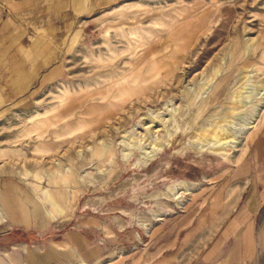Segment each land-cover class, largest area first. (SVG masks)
Wrapping results in <instances>:
<instances>
[{
	"label": "rangeland",
	"instance_id": "1",
	"mask_svg": "<svg viewBox=\"0 0 264 264\" xmlns=\"http://www.w3.org/2000/svg\"><path fill=\"white\" fill-rule=\"evenodd\" d=\"M221 125L234 145L202 148ZM259 135L264 0H0V264H135L159 220L226 214L187 264L264 182Z\"/></svg>",
	"mask_w": 264,
	"mask_h": 264
},
{
	"label": "crops",
	"instance_id": "2",
	"mask_svg": "<svg viewBox=\"0 0 264 264\" xmlns=\"http://www.w3.org/2000/svg\"><path fill=\"white\" fill-rule=\"evenodd\" d=\"M251 147L253 151V160L248 163V166L256 167L260 165V169L262 170L260 177L262 178L264 177V135H259L254 138ZM7 199L9 198L3 195L2 206L4 210L7 211V213L13 211L18 213L17 219L13 217V214L9 215L12 222L27 224L26 209L22 205H17L16 203L10 204ZM37 199L42 202L38 194ZM11 201L12 200H10V202ZM263 203L264 182L262 181L260 188H255L253 192H244V200L241 205H232L231 209H236V213L229 221L228 229L224 230L227 232V236L222 233L218 241L208 244L205 252L202 251L200 254L192 257V260L187 264H245L246 259L251 256V246L257 241L258 234L262 233L264 235ZM44 207L45 214L53 218V212H50L46 205H44ZM213 208L215 207H212V209ZM224 208H227L226 205H221L220 209ZM227 209H230V207ZM37 210L38 209L35 207V211ZM35 213L36 212H34V214ZM220 215L224 217L226 214L209 212V216L193 214L187 216L183 215L180 218L172 220L167 218L159 220L150 235H147L148 240L146 246H151L150 250L147 249L145 251L142 249L139 259L135 260V264H185L181 262L180 250H176L179 248L177 244L183 243L185 237L190 236L196 222H198L195 228L197 231L201 229L200 224H203V226H205L204 230L209 232V227H212L213 220L219 219V221H222L224 219L220 218ZM249 234L252 237L248 239L251 241L248 244L247 238ZM181 235H183V237H181ZM229 238H232V241H228ZM32 254L33 253L29 251L25 255L29 264H45L47 262L46 256L38 258L36 255L33 256ZM14 256H17L16 253H13V258Z\"/></svg>",
	"mask_w": 264,
	"mask_h": 264
},
{
	"label": "bare ground",
	"instance_id": "3",
	"mask_svg": "<svg viewBox=\"0 0 264 264\" xmlns=\"http://www.w3.org/2000/svg\"><path fill=\"white\" fill-rule=\"evenodd\" d=\"M137 128L141 129V130L138 129V131H137V135L138 136H144V135H146L147 134L146 133L147 131H144L145 129H149L150 130L149 132L151 134L157 132V130H154L152 128V126H146V127H143V128L137 127ZM219 128L222 129L223 128V125L214 128L218 132L217 131L214 132V130H213V133H212L213 136L210 139H208L207 142H205L203 144V147L202 148H204V149L207 148V149L213 150V152H219V151H221L222 149L225 148V145H231L232 143L235 142V140L230 141L228 139L230 135L225 134V132H220V129ZM224 134H225V136H224V138H222L221 136H223ZM209 142H213V143L212 144H208ZM232 145H234V144H232ZM159 149L160 148L157 147L156 149H152L151 151H147L146 152L147 153V156L149 158H151L155 154V152L158 151ZM152 151H155V152L153 153ZM151 152H152V154H150Z\"/></svg>",
	"mask_w": 264,
	"mask_h": 264
}]
</instances>
